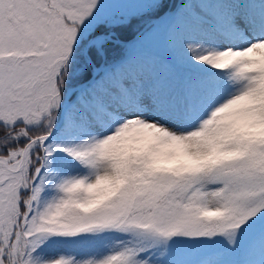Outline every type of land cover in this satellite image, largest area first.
Here are the masks:
<instances>
[{"label":"snow or ice","instance_id":"6c2138e0","mask_svg":"<svg viewBox=\"0 0 264 264\" xmlns=\"http://www.w3.org/2000/svg\"><path fill=\"white\" fill-rule=\"evenodd\" d=\"M0 264H264V0H0Z\"/></svg>","mask_w":264,"mask_h":264}]
</instances>
